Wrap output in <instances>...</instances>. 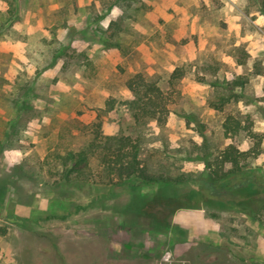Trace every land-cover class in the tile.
Returning <instances> with one entry per match:
<instances>
[{"label": "rangeland", "instance_id": "374dc122", "mask_svg": "<svg viewBox=\"0 0 264 264\" xmlns=\"http://www.w3.org/2000/svg\"><path fill=\"white\" fill-rule=\"evenodd\" d=\"M263 2L0 0V264H264V204L248 194L157 211L161 184L108 186L94 156L89 182L66 183L59 159L99 125L137 139L151 174L183 177L172 196L229 145L264 176ZM138 73L165 94L163 124L133 118ZM227 114L243 126L229 138Z\"/></svg>", "mask_w": 264, "mask_h": 264}, {"label": "trees", "instance_id": "16d2710c", "mask_svg": "<svg viewBox=\"0 0 264 264\" xmlns=\"http://www.w3.org/2000/svg\"><path fill=\"white\" fill-rule=\"evenodd\" d=\"M262 10L264 12V2ZM182 75L180 69L175 70L171 81L182 77ZM238 84H240L239 81L233 82V86ZM126 85L135 96L133 102L134 120L140 121L143 118H149L156 120L159 124L166 121L168 115L166 97L155 82L145 80L143 75L138 73ZM95 127L97 129L92 141L85 149L76 152L68 151L64 156H59L62 165L61 179L66 183L89 182L91 179L89 159L90 156H94L104 174L105 181L103 183L108 186L135 188L140 185L161 184V189L163 188L167 195H159L157 203H152L158 207L157 211L167 203L173 208H186L188 200L214 202L219 209L230 210L240 206L237 198L242 196H239L238 193L248 194L243 197L251 203L264 204L262 197L264 176L257 175L248 169V165L242 163L246 160V153L241 152L234 145H229L212 160L206 161V170L192 180L196 188L190 189L187 194L174 193L173 191L172 196V185L183 184V177L171 179L151 174L142 165L139 158L140 145L137 139L124 135L101 138L99 125H95ZM222 129L224 136L229 138L238 135L243 126L234 115L227 114ZM9 177L10 175L6 174L0 178V204L4 201ZM148 205L146 206L148 207ZM152 215L155 221H158L161 216L158 213Z\"/></svg>", "mask_w": 264, "mask_h": 264}]
</instances>
